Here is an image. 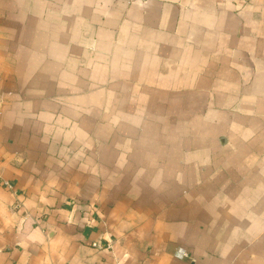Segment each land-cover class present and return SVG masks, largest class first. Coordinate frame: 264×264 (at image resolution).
Wrapping results in <instances>:
<instances>
[{"label": "crops", "instance_id": "crops-1", "mask_svg": "<svg viewBox=\"0 0 264 264\" xmlns=\"http://www.w3.org/2000/svg\"><path fill=\"white\" fill-rule=\"evenodd\" d=\"M0 264H264V0H0Z\"/></svg>", "mask_w": 264, "mask_h": 264}, {"label": "built area", "instance_id": "built-area-1", "mask_svg": "<svg viewBox=\"0 0 264 264\" xmlns=\"http://www.w3.org/2000/svg\"><path fill=\"white\" fill-rule=\"evenodd\" d=\"M6 184H7L9 187H11V183H9V182H6Z\"/></svg>", "mask_w": 264, "mask_h": 264}]
</instances>
